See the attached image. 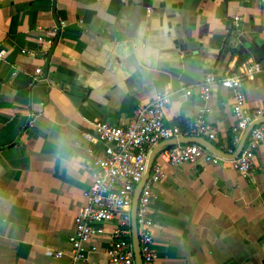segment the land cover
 <instances>
[{"label": "crops", "instance_id": "0c3cea01", "mask_svg": "<svg viewBox=\"0 0 264 264\" xmlns=\"http://www.w3.org/2000/svg\"><path fill=\"white\" fill-rule=\"evenodd\" d=\"M53 26L46 59L20 52ZM263 56L258 0H0V264L68 261L89 163L102 154L100 142L81 136L93 133L94 121L125 122L167 89L166 124L188 131L204 109L215 129L211 140L190 133L178 140L200 137L225 152L230 90L213 83L204 100L197 84L205 73L221 77ZM240 91L247 109L264 107V69ZM248 137L249 130L243 144ZM172 141L149 149L151 164ZM200 146L193 162L164 165L152 185V264H264V143L247 175L225 159L206 160L210 150ZM109 241L101 234L84 242L79 264L102 262Z\"/></svg>", "mask_w": 264, "mask_h": 264}, {"label": "built area", "instance_id": "2783aa9c", "mask_svg": "<svg viewBox=\"0 0 264 264\" xmlns=\"http://www.w3.org/2000/svg\"><path fill=\"white\" fill-rule=\"evenodd\" d=\"M264 5V0H258ZM238 20L232 16L233 24ZM60 22L58 25H62ZM57 25V26H58ZM57 26L40 31L36 36L37 47L20 49L21 53L46 59L50 45L54 42ZM264 69V56L260 59H243L235 71L221 77L205 73L197 84L199 97L207 99L210 86L218 83L230 90L229 108L233 117L231 142L233 147L225 153H232L241 132L249 125V137L235 157L224 158L211 151H205V159L216 162L225 159L229 166L241 175H247L253 167L254 147L264 143V107L247 109L240 85L253 79L254 74ZM34 72H40L39 67ZM189 88L185 92H189ZM167 89L157 91L152 100L137 104L125 122L111 124L104 120L92 123L93 133L83 132L85 141L95 139L102 144V154L92 157L89 163L91 182L82 192L83 204L73 217V232L68 236L70 255L66 264H79L84 260L82 244L95 235L106 234L109 244L104 250L105 259L98 264H135L130 233V206L136 184L146 170L147 153L152 146L165 139H174L175 144L157 151L158 161L150 166L149 173L138 193L135 206V229L141 264H152L155 252L152 248L150 226L152 218L150 203L152 185L162 176L164 165L174 166L193 162L204 150L196 142H178V138L190 135L214 138L215 129L206 122L204 109H198L191 120L188 131L177 125L166 124L163 107L167 103ZM90 151L89 148H87ZM115 218L116 223L104 230L101 222ZM94 249V246H91ZM56 256L59 251L54 253Z\"/></svg>", "mask_w": 264, "mask_h": 264}, {"label": "water", "instance_id": "95a60500", "mask_svg": "<svg viewBox=\"0 0 264 264\" xmlns=\"http://www.w3.org/2000/svg\"><path fill=\"white\" fill-rule=\"evenodd\" d=\"M53 2V0H52ZM54 11V5L51 6V12L53 13ZM250 126H247V129L244 131V134L242 135V137L239 139L237 145L235 146L234 150L232 153L228 154L225 153L223 151H219L215 148H213L212 146L210 147L209 144H207V142L204 141L203 138L200 137H192V139L189 138H181L178 141L179 142H196L197 144H200L202 146L207 147L211 152H214L215 154H218L224 158H229V157H235L239 151L241 150V147L243 145L244 142V138L247 134V131L249 130ZM171 143H175V140L172 141ZM151 161H152V155L148 157L147 161H146V170L143 173V176L141 178V180L136 184L135 189L133 191L132 194V199H131V206H130V233H131V243H132V247H133V251H134V259L135 256L137 257L138 263L136 262V264H141V259H140V255L138 252V241H137V235H136V229H135V206H136V201H137V197H138V193L149 173L150 170V166H151ZM136 260V261H137Z\"/></svg>", "mask_w": 264, "mask_h": 264}, {"label": "trees", "instance_id": "16d2710c", "mask_svg": "<svg viewBox=\"0 0 264 264\" xmlns=\"http://www.w3.org/2000/svg\"><path fill=\"white\" fill-rule=\"evenodd\" d=\"M233 147V145H232V142H231V137H230V140L228 141V144H227V146H226V149L227 148H232ZM226 151V150H225Z\"/></svg>", "mask_w": 264, "mask_h": 264}]
</instances>
